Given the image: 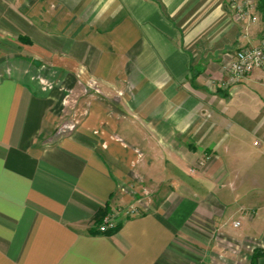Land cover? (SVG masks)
Wrapping results in <instances>:
<instances>
[{
    "label": "crops",
    "instance_id": "crops-1",
    "mask_svg": "<svg viewBox=\"0 0 264 264\" xmlns=\"http://www.w3.org/2000/svg\"><path fill=\"white\" fill-rule=\"evenodd\" d=\"M253 15L230 0H0L1 69L49 62L97 88L54 138L52 99L0 71V264H251L264 71L230 85L227 66L264 38V0Z\"/></svg>",
    "mask_w": 264,
    "mask_h": 264
},
{
    "label": "rangeland",
    "instance_id": "rangeland-1",
    "mask_svg": "<svg viewBox=\"0 0 264 264\" xmlns=\"http://www.w3.org/2000/svg\"><path fill=\"white\" fill-rule=\"evenodd\" d=\"M10 53L13 52L6 51V54ZM4 62L5 68L0 67V71H7L8 75L16 73L29 79L37 85L42 94L52 99L53 111L50 115L54 119V138L70 131L69 126L81 118L89 99L97 93L94 82L87 83L80 79L78 73L61 71L59 67L49 62L39 63L32 60L29 63L19 58L9 57H5Z\"/></svg>",
    "mask_w": 264,
    "mask_h": 264
},
{
    "label": "built area",
    "instance_id": "built-area-1",
    "mask_svg": "<svg viewBox=\"0 0 264 264\" xmlns=\"http://www.w3.org/2000/svg\"><path fill=\"white\" fill-rule=\"evenodd\" d=\"M230 8L236 12L240 18H246L257 21V17L253 15L255 10V0H230ZM229 83L237 84L250 76L255 70L264 71V38L257 46H246L235 52L228 64ZM78 125L75 120L69 130H73ZM127 214H134L133 211H128ZM118 225V220L115 215L108 216L104 223L100 226L99 231L106 233L111 229H115ZM240 223L236 222L235 227H239Z\"/></svg>",
    "mask_w": 264,
    "mask_h": 264
},
{
    "label": "trees",
    "instance_id": "trees-1",
    "mask_svg": "<svg viewBox=\"0 0 264 264\" xmlns=\"http://www.w3.org/2000/svg\"><path fill=\"white\" fill-rule=\"evenodd\" d=\"M120 223L116 226L115 229H111L109 231H107V234H112L113 232H115L119 227H120ZM264 256V251H262L261 249H256L253 257H252V263L251 264H255V261L259 258V257H263Z\"/></svg>",
    "mask_w": 264,
    "mask_h": 264
}]
</instances>
